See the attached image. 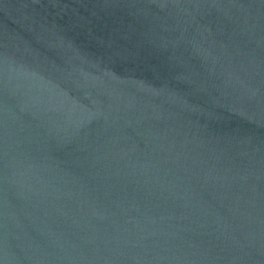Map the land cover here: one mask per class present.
<instances>
[{"label":"water","instance_id":"95a60500","mask_svg":"<svg viewBox=\"0 0 264 264\" xmlns=\"http://www.w3.org/2000/svg\"><path fill=\"white\" fill-rule=\"evenodd\" d=\"M0 264H264V0H0Z\"/></svg>","mask_w":264,"mask_h":264}]
</instances>
